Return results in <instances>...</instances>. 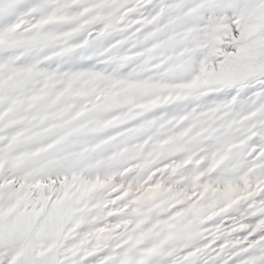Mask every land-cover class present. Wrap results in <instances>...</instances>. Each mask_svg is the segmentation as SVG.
Here are the masks:
<instances>
[{
  "label": "snow or ice",
  "instance_id": "snow-or-ice-1",
  "mask_svg": "<svg viewBox=\"0 0 264 264\" xmlns=\"http://www.w3.org/2000/svg\"><path fill=\"white\" fill-rule=\"evenodd\" d=\"M0 264H264V0H0Z\"/></svg>",
  "mask_w": 264,
  "mask_h": 264
}]
</instances>
